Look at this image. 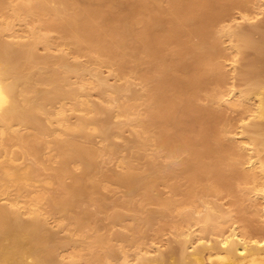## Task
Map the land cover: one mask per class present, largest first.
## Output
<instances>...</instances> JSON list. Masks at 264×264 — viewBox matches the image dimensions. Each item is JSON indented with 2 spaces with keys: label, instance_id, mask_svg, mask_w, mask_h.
Listing matches in <instances>:
<instances>
[{
  "label": "bare ground",
  "instance_id": "1",
  "mask_svg": "<svg viewBox=\"0 0 264 264\" xmlns=\"http://www.w3.org/2000/svg\"><path fill=\"white\" fill-rule=\"evenodd\" d=\"M17 1L9 5L7 0H0V11L10 8L12 14L0 15V264H80L84 257L87 264L100 261H103L101 264H264V237L251 238L246 232L240 231L239 225L231 224L228 234L208 238L201 233L209 231L214 220L213 212L210 214L206 210L208 213L195 217V208L185 214L201 223L200 230L177 229L174 234L181 238H176V245L164 250L156 243L155 248L144 247L133 253L123 249V259L119 258L122 259L121 262L114 263L108 259L104 261L101 250H104L107 258H118L121 253L120 247L106 244L107 236L100 228H107L108 225L103 224L102 218L95 217L96 227L91 228L88 224L90 218L94 217L92 212L87 209L74 212L81 201L94 200L101 204L109 200L96 175L101 170L96 158L103 153L110 156L124 151L123 149L128 150L124 155L128 162L126 169L113 170L112 174L107 175L126 188L125 200H118L113 207L105 205L102 208L111 223L122 222L127 218L124 208L138 211L131 204L137 193H142L143 201L140 202L156 205L155 208L143 209H147V212L140 211L142 213L139 212L134 217L140 224L147 222L148 225L153 215L163 218L169 209L179 207L181 200L195 196L196 192L193 195L188 189L191 194L187 195L184 190L189 186H203L205 182L199 175L202 171L209 170L212 175H223L224 166L213 161L209 163L210 160L207 162L206 157L216 155L215 149L221 147L220 135L230 129L228 130L227 125L226 128L218 125V120L222 117L220 113L197 104L201 92L208 85L223 84L226 80V72L219 60L222 48L218 31L227 32L234 37L237 54L244 56L240 73L244 82L249 84V90L244 95L247 100H252L248 97H256L257 103L247 105L242 100L240 102V99L234 100L235 97L231 100L233 104L229 103L234 107L245 105L244 113L247 112L253 120L248 116L247 120L251 119L250 121H246L243 116L242 119L250 122L249 126L252 124L260 137L249 139L257 141L260 144L258 146L255 142L257 149H261L264 145V20L248 23L243 27L230 25L229 29L221 26L234 7L246 9L248 1ZM30 14H38L44 27L32 28L31 34L28 32L30 38H26V32L24 35H14L11 30L16 28L13 27L11 17L21 18ZM46 15L53 18L51 22L45 20ZM47 29H56L61 33L56 44ZM42 45L46 49L44 54L38 52ZM63 45H68L78 53L85 51L93 59L94 65H85L77 56L70 59ZM104 66L111 67L125 77L126 89H130L132 73H141L145 81L146 93L142 97L147 104L146 117H136L135 113L131 114L133 112L130 113L122 105H119L117 113L125 115L126 119L120 124L113 126L112 116L103 119L97 115L101 111L109 112V105L115 99L104 96L109 104L91 99L92 92L90 93L88 84L93 78L103 85L108 84L102 77ZM114 89L121 93L124 85H116ZM215 96L217 97L216 94ZM127 125L132 127L133 137L127 140V144L123 143V147L118 139L123 136V127ZM21 127L26 130H21ZM209 129L212 133H208ZM245 130L247 131L246 127L244 133ZM50 136L53 137L52 147L47 140ZM99 136L108 144L104 152L93 145L95 138ZM248 142L243 141L244 145L241 147L244 150L249 148L246 147L250 144ZM12 144H16L17 149H11L9 146ZM149 146L162 148L165 157L171 161L161 162L159 158L162 153L157 151L147 153ZM239 146L235 145L233 148ZM50 149L56 150V154H52L51 158L50 155L46 160L43 156H48ZM259 149L256 151L253 148L257 156L264 148ZM182 153L186 156L175 159ZM255 153L254 156L251 154L253 160L247 162L251 167H256L259 163V173L251 171L252 175H248L245 172L247 177H253L254 183L260 184L258 192L260 188L261 194H257H263L264 197V157L261 155L262 158L260 156V159L254 160L259 158L255 157ZM29 155L34 160L32 165L25 162L26 165L16 164L18 157L24 159ZM149 157L155 159L149 161ZM238 157L245 158L244 152H239ZM141 158L144 159V164L138 165L136 160ZM218 161L221 164L220 158ZM23 170L28 172L27 178L21 173ZM45 171L50 172L44 179L50 177L56 188L52 193L45 187L42 190L40 187V191H37L39 186L35 189L33 185L32 188L37 193L34 192L36 194L30 198L32 188L28 189V182L24 183V179L28 181L30 176L33 180L46 174ZM183 180L186 182L183 183ZM166 182L170 183L173 196L154 195L153 190L157 185ZM254 185L252 184L253 189ZM12 189H17L15 197L9 196ZM3 200L6 202H2ZM114 205L122 209L117 210ZM212 209L214 211L215 208ZM51 213H63L64 218L59 227L65 230L69 223H73L76 230H72V233L76 235L71 234L68 239L66 237L67 240H61V233L50 225ZM217 214L220 216V210ZM221 218L219 217L220 220ZM133 229L136 233L140 227ZM222 231L224 233L225 230ZM117 234L121 236V233ZM137 237L131 238L132 243ZM64 244H72L78 248L84 246L89 250L87 254H81V251L80 254H72L67 260L60 251Z\"/></svg>",
  "mask_w": 264,
  "mask_h": 264
},
{
  "label": "rangeland",
  "instance_id": "2",
  "mask_svg": "<svg viewBox=\"0 0 264 264\" xmlns=\"http://www.w3.org/2000/svg\"><path fill=\"white\" fill-rule=\"evenodd\" d=\"M247 1H248V6L246 9L234 7L231 10L229 17H227V19L222 22V24H221V26H223L222 28L227 27V29H229L230 25L243 27V26L248 25V23L260 22V21L264 20V0H247ZM17 2H18L17 0H7V4H9V5H12V4L17 3ZM10 11H11L10 8H7L6 10L2 9L0 11V15L8 14V16H11L12 14H10ZM243 16L245 18H243ZM44 18L47 22H51L53 19L50 15H46ZM246 19H249V20H246ZM10 20L13 22V27L15 26V28H16L15 30H14V28L13 29L11 28L12 29L11 31L12 32L14 31V35L16 33H17L16 35H22L23 33L25 34V32H26L25 35H28V36H26V38H30L31 35H29V33L31 34L30 30L32 28L41 27V26L44 27V25L41 22V18L39 17L38 14H30L29 16H22L21 18L11 17ZM46 31L53 38V40L55 41L54 42L55 44L60 40L61 33L59 31H57L56 29H49V30L47 29ZM218 36L220 38V43H221L220 47L222 48V57H220L219 60L223 64L224 71L226 72V78H225L226 80L223 84L213 83V84L208 85L207 89H205L204 91L201 92L200 97L197 99V104L202 106V107H205V108H211L214 111L220 113V115L222 117H221V120H218V125L220 127L224 126V128H226V125H227L228 130L230 129L229 132L222 133L220 135V137H219L220 141L219 142H221L220 143L221 147L217 148L218 150L215 149L214 153H216V155L212 154L213 158L211 155L206 157L207 162L210 160L209 163H211L213 161L214 163L216 162L219 165L224 166L223 167V173H222V170L220 171L223 175L218 174L216 176L215 174L212 175V172L209 170L202 171L199 175H200V178L203 179V182L206 183V184L205 183L202 184L204 187L203 186L198 187L199 185H194V187L192 186L193 187L192 188L191 186H189L187 189L184 190V193L188 195V194H191V193H188L190 191V192H193V195H194V193L196 192L195 196H189V197H186L183 200H181V205L179 207L175 206L172 209H169L167 212V215L164 216L163 218L159 217V215H157V217H156V214H155V216L153 215V217L151 218V221H150L151 224L149 223L148 225H146L147 222H143L144 225H143V223L140 224L137 220L134 219V217L140 211L147 212V209H146V211L143 209L155 208L156 205L154 203L146 202L144 204V202L143 203L140 202V201H143L142 193L141 194L137 193L133 198V201H132L133 203H131V204L134 205L132 208L138 209V211H136V210L133 211L129 208H124L128 214L127 218L122 222L111 223L110 220L105 215V213L102 211V208L105 205H110L109 207H113V204L117 203L118 200H120V201L125 200L126 199V188L124 186L114 182L113 180H111V178H109L107 175L112 174L113 170L124 171L126 169L128 162L126 161L124 155L126 153L125 151H128V150L122 148L124 151L121 150L119 153L114 154V155L109 156V154L105 155L104 153L98 155L96 160H97L98 165L100 166L101 170H100V172H97L96 175L100 178V181L102 182V184L104 186V194L109 197L108 199L111 201H112V199H117V201L115 200V202H114V200H113L111 202V201L107 200V202L109 204L106 201L102 202L101 204L98 202L99 203L98 204L94 200H84V201H81L79 203V206L74 209V212H76L77 210H82V209H84V210L87 209L88 211L92 212L94 214V217L90 218V220H89L90 223L88 224L91 228L96 227L95 217L102 218L103 224L108 225L107 228H104V227L100 228L101 231L107 236L108 242L106 241L107 242L106 244L111 243V244H114V245L120 247V252L121 251L123 252V249H124L125 251H129V252L133 253L135 250L138 251L141 248L144 249V247H145V249L147 247H149V248L151 247V249H152V248H155L154 246L156 243H158V246H162V248L164 250L169 249V248H167L168 246L176 245L177 243H175V242L178 241L179 238H181L180 236L178 237V236H175L176 234H174V232L176 233L177 229L187 228L185 230L196 229L197 231H199L201 228L200 227L201 223L196 218H189L185 214V213H189L190 211H193L194 208L196 210L194 213L195 217L203 216L204 214L208 213V211L210 214H212V212H213L214 220L211 222L212 225L210 224L209 229H208L211 233L209 234V231H205L204 233H201L202 235H204L208 238H218V237L222 236L223 234L224 235L228 234L232 228V226L230 228L231 224L234 226L239 225L238 227H239L240 231L246 232V234L248 236L249 235H250V237L252 236L251 238H257V239L261 238L262 239L264 237V211H263L264 209H262V207L264 208V205H263L264 204V199H263L264 197H263V194L258 195V194H261L260 188H259V192H258V187H260V184L257 185V183H258L257 181H256L257 183H254L253 177L249 176L250 179H249V177H247L249 174L252 175L251 171H257L259 173V170H260L259 166H258L259 163L256 165V167H251V165L248 163L249 162L248 160H253L254 153L256 151H258L259 148L257 149V147L260 145L257 141H255L257 145L259 144L258 146H256L255 142L252 141L253 139H249V137H252L254 139H256V138L259 139L260 138V137H258L259 133L257 134L258 131L256 130V128L253 129L254 126L252 128V124H250V126H249L250 122H245V120L250 121L251 119L247 120V116H248V118H250L251 116L249 114H246L247 112L244 113V111L246 110V109L244 110V108H245L244 104H240L242 107L240 105H239L240 107L239 106L234 107V105L231 106V104H233L231 102V100L234 97H235L234 100L236 98L238 100L240 99V102L243 101L242 103H246L247 105L248 104L252 105L253 102H254L253 105L254 104L256 105L257 98L254 96H251V97H248V99L252 98L253 101L247 100V97L244 95L245 91L247 93V91L249 90L248 89L249 84L244 82L243 76L240 73V69L243 67V63H244L245 59H244L243 55L237 54V50H236V46H235L237 42H236L235 38L232 37L230 34H227V32H221V31H218ZM39 47L40 48H38V52L44 54L46 52V49L43 47V45L39 46ZM63 48L65 49V51L67 53H69L70 59H73L75 56H77L80 59V61H82L85 65H87L89 67H92L94 65L93 59L89 55H87V53L85 51H80V53H78L75 49L69 47L68 45H63ZM133 64H135V63H133ZM131 67H133V66H131ZM102 77L107 80L108 84L103 85L96 78L95 79L93 78V80H91V82L88 84V89H91V90H89L90 93L92 92L91 93L92 94L91 99H94V101H97V102L99 101L100 103H104V104L107 103L104 99L108 96L111 98L115 97V99L113 100L114 102H112L109 105V109H110L109 112L101 111V112L97 113V115L100 118L107 119L110 116H112V120H113L112 125L115 126V124H120L121 121H124L126 119V116L121 115V114L119 115L117 113L119 105L126 107L130 113L133 112L131 114L135 113L134 115L136 117L143 118V117H146L148 115L146 100L144 97H142L143 94L146 93V90H145V81L141 77V73H136V72L132 73V76L130 79L131 85H129L130 89H128L129 87L127 89L125 88V84H126L125 83L126 82L125 77L123 75H119V73H117L114 69H112L109 66L102 67ZM122 84L124 85V89L121 90L122 92L119 91L121 93H117L118 91L114 89L115 86L116 85H122ZM241 92H244V93L241 94ZM215 94L217 95V97L215 96ZM104 96H106V97H104ZM244 96H245V98H244ZM103 101H105V102H103ZM229 101L231 104L229 103ZM107 104H109V103H107ZM56 106H58V104ZM242 116L244 117L245 120L242 119L243 118ZM252 120H253V118H252ZM245 125H247V126H245ZM245 127H246L247 131L248 130H250V131L247 132L245 130L247 133L246 132L244 133L243 131H244ZM24 129L26 130L25 127H21V130L25 131ZM92 131H95V129L94 130L92 129ZM242 132L244 133V135H242L243 134ZM208 133H212V131L209 129ZM245 135H248V137H245ZM123 136H121V138H119L118 141L124 147V145L127 144V140L131 139L133 137L131 126L127 125V126L123 127ZM99 137L95 138V142L93 143V145L96 149H99V151L104 152L107 149L108 144L106 143V141L104 139H102V137H100V138ZM246 138H248V140ZM51 139H53V137H51V136L47 137L48 143H50V144H48L49 146L52 145ZM125 139H126V141H125ZM242 140L245 142L246 141L248 142L251 140L248 143L254 145L253 148L255 150L256 149L257 150L254 152L252 145H250V144L248 145V143H246V145H248L246 147H249V148L245 149L246 150L245 151L244 148L241 147L242 145H244ZM241 141H242V143H240L241 145L238 144ZM123 143H125V144H123ZM12 145L9 146L11 149L12 148L17 149L18 146L16 144H12ZM15 145H16V148H15ZM233 145L234 146L240 145V146L238 148L236 147V149H235V148H233L234 147ZM262 147L264 148V145H262ZM262 147H261V149H262ZM241 148H242V150H241ZM261 149H259V150H261ZM262 150L263 151H260V154L258 153V156H257V152L255 153L256 154L255 157H259V158H255L254 160L260 159L261 155L264 157V149H262ZM153 151H157L159 153H162V156H160V158H159V160L161 162L165 161L164 163H167V162L171 161L170 158L165 157L164 150L160 147L149 146L148 149L146 150L147 153H151ZM242 151L245 154V158L242 157L240 159L238 157V155H239V152H242ZM217 152H218V154H217ZM237 152H238V154H237ZM47 153H48V149H47ZM49 153L50 154H47L48 156H46V154L43 156L46 160L49 158L50 155H51L50 158L53 157L54 154H56V150L50 149ZM52 154H53V156H52ZM246 154L247 155L250 154V155L246 156ZM185 156H186V154L182 153L178 157H176L175 159H182ZM221 156H222V158H221ZM251 156H252V159H251ZM262 156H261V158H262ZM153 158L149 157L148 160L153 161L155 159V158L154 159ZM218 158H220L221 164L219 163ZM18 159H16V160H18V162L17 161H15V162H16V164H19V165L20 164L21 165H23V164L24 165H26V164L32 165L34 163L33 157L31 155L24 157V159H23V157H18ZM20 159H22V160H20ZM28 159H30V160H28ZM213 159L217 160L218 162L214 161ZM243 159H244V161H243ZM237 160H239V162H237ZM21 161H22V163H20ZM27 161H29V162L27 163ZM136 161H137L138 165L144 164L143 158L136 160ZM236 163H238V164L236 165ZM241 163H243V164H241ZM247 163L249 166L247 165ZM225 165H226V167H225ZM233 165H234V167H233ZM235 165H236V168H235ZM222 166L220 167V169H222ZM226 169H228V170H226ZM229 169H231L232 171ZM246 169H248V170H246ZM227 171L228 172L230 171V173H228ZM245 171L247 172L248 175H246ZM49 172L45 171L46 174L42 175L43 178H42V176H40V177L37 176V178L36 177L33 178V180L37 179L35 181H33L32 178H30V176H28V181H27L26 178H27L28 172L26 173L25 170H23V172H21V173L25 174L24 176L26 178L24 179V183L28 182L27 183L28 189H31L32 186L35 185L34 186L35 189H36V187L39 186L36 189L37 191H40V190H42V188L45 187V188H48L53 193L54 189L56 188V184L54 182H52V179H50V177H46V179H44L45 175L48 176ZM219 175H220V177H219ZM245 175L247 178L245 177ZM222 176H223V178H222ZM215 177H216V179H215ZM182 182L185 183L186 180H183ZM46 183H48V184H46ZM52 183H54V184H52ZM252 184L253 185L255 184L254 185L255 189H253ZM53 186H55V187L53 188ZM214 186H215V188H214ZM182 187H184V186H182ZM39 188H40V190H39ZM194 188H196V189H194ZM33 189L34 188H32V190ZM188 189H189V191H188ZM207 189H209V190H207ZM15 190H17V189H15ZM15 190L12 189L11 191L13 194L10 191L9 196H11V197H13L14 195L16 196L17 191H15ZM32 190H31V193H29L30 195L27 194V196L29 195L30 198L37 193V191H34V190L32 191ZM34 192H36V193H34ZM14 193H16V194H14ZM153 193H154V195H162L163 197L173 196L172 187H171L169 182L159 183L157 185L156 189L153 190ZM261 197H263V198H261ZM28 201H29V197H28ZM2 202H6V200H3ZM134 202H135V204H134ZM136 205L137 206L139 205V206L137 207ZM140 205L143 206L144 208L141 207ZM208 206H209V208L207 209L206 207H208ZM114 207L115 208L117 207L116 208L117 210L122 209V207H119L116 205H114ZM212 207L215 208L214 211L216 210V208L218 209L219 207L221 209H218L217 211L214 212ZM206 210H208V211H206ZM219 210L221 213V214H219L220 216H218V214H217L219 212ZM74 212H72V214H74ZM142 212H140V213H142ZM215 213L217 214L218 218H217ZM219 217H222L221 220L219 219ZM63 218H64L63 213L62 214L61 213H55V214L51 213L49 220L51 222L50 225L53 226V229L56 231H59L61 233V235H60L58 232L60 239L65 241L69 237H71L72 235L73 236L76 235V234H73L75 232L76 228H75V225L73 223L72 224L69 223V225H67L68 229L66 228L65 230L62 227H59V226H61ZM215 218H217L216 219L217 222L215 221ZM138 223H139V225H138ZM213 223L215 226H213ZM220 224H222V225H220ZM225 224H227V225H225ZM134 225H136V226H134ZM132 226L134 228L139 226L141 231L139 230L138 232L135 233L134 229L132 230V228H133ZM141 226H143L142 229H141ZM217 226L219 228H220V226H222L223 228L221 227L220 229H218ZM214 229H216V230H214ZM219 230H221L220 233H219ZM222 230H225L224 233ZM69 231H71V232H69ZM212 231H216V232H212ZM81 232H82V230H81ZM117 232L121 233V236H119L117 234ZM216 233H218V234H216ZM133 234L136 237L137 236L138 237L135 239L136 241H134L132 243L131 238L135 237V236H133ZM122 235H124V236H122ZM209 235H211L212 237ZM66 237H67V239H66ZM176 238H178V239H176ZM129 239L131 240V242ZM173 240H174V242H173ZM64 245L60 248V251H61L62 255L65 257V259H67V260H69V258L72 257V254L77 255V254H80L81 252H82L81 254H83V253L87 254L88 250H89L88 248H86L84 246H79V248H78V246L74 247V245H72V244H64ZM148 245H150V246H148ZM156 247H157V244H156ZM85 248H86V250H85ZM122 252L120 253L121 256L119 255L118 258H116V257L107 258L106 254L104 253V250L100 251V253H103L102 254V260L105 261L108 259V261H112L114 263L122 261V259H123V253ZM119 258H122V259H119ZM101 262H103V261L96 262L94 264H101ZM80 264H87L85 257L81 259Z\"/></svg>",
  "mask_w": 264,
  "mask_h": 264
}]
</instances>
